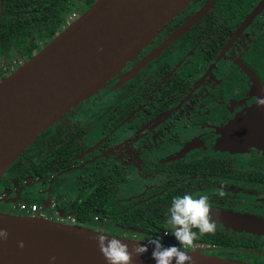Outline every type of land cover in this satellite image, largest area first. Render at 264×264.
Listing matches in <instances>:
<instances>
[{
  "label": "flooded vegetation",
  "instance_id": "af4514ba",
  "mask_svg": "<svg viewBox=\"0 0 264 264\" xmlns=\"http://www.w3.org/2000/svg\"><path fill=\"white\" fill-rule=\"evenodd\" d=\"M10 2L0 0V20L37 10ZM70 6L56 36L90 7L81 0ZM2 43L0 82L32 57L16 42ZM259 97L264 0H192L18 157L0 180V205L14 211L34 201L45 216L57 208L56 220L178 246L167 224L172 200L203 194L217 230L186 251L264 264V141L255 140L253 123L264 115ZM94 203L95 213L80 216L78 207Z\"/></svg>",
  "mask_w": 264,
  "mask_h": 264
},
{
  "label": "water",
  "instance_id": "95a60500",
  "mask_svg": "<svg viewBox=\"0 0 264 264\" xmlns=\"http://www.w3.org/2000/svg\"><path fill=\"white\" fill-rule=\"evenodd\" d=\"M191 1L96 0L4 78L0 82V180L40 134L97 93ZM208 7L194 15L177 34L195 23ZM253 123L255 140L264 141V115L259 120L254 118ZM0 229L8 232L6 240L0 238V264H107L94 239L101 233L98 230L12 212H0ZM103 234L122 240L130 250L137 241L147 243ZM153 248L149 245L146 253L133 258V264H156ZM188 254L194 264H249L201 252Z\"/></svg>",
  "mask_w": 264,
  "mask_h": 264
},
{
  "label": "clouds",
  "instance_id": "9594fccd",
  "mask_svg": "<svg viewBox=\"0 0 264 264\" xmlns=\"http://www.w3.org/2000/svg\"><path fill=\"white\" fill-rule=\"evenodd\" d=\"M257 106H264V97L258 98ZM218 194L223 196L224 193L220 191ZM168 212L167 224L171 235L179 242L178 246L165 247L162 238L157 236L149 238L146 244L137 241L130 250L127 243L115 237L109 239L101 232L94 239L107 264H133V258L146 253L149 245L154 246L152 258L156 264H194L193 257L186 250L197 248L201 236L214 234L217 230L209 197L203 194L198 197L191 194L174 197ZM168 234L169 231L164 233ZM0 238H8L6 229H0ZM23 246L21 242L20 247ZM51 259L55 260V257Z\"/></svg>",
  "mask_w": 264,
  "mask_h": 264
},
{
  "label": "trees",
  "instance_id": "16d2710c",
  "mask_svg": "<svg viewBox=\"0 0 264 264\" xmlns=\"http://www.w3.org/2000/svg\"><path fill=\"white\" fill-rule=\"evenodd\" d=\"M25 4L37 8L34 12H5V16L0 20V43L4 47L16 42L19 47L33 56L34 49L40 50L43 46L53 39L59 32L69 11L72 9L70 4L73 0H21ZM87 7L91 6L96 0H81ZM7 6L14 3L5 0ZM28 34L35 38L29 42ZM34 202V201H33ZM99 207L95 203L78 207L80 216L95 213V208ZM80 208V209H79Z\"/></svg>",
  "mask_w": 264,
  "mask_h": 264
},
{
  "label": "built area",
  "instance_id": "2783aa9c",
  "mask_svg": "<svg viewBox=\"0 0 264 264\" xmlns=\"http://www.w3.org/2000/svg\"><path fill=\"white\" fill-rule=\"evenodd\" d=\"M18 209L21 213H25V214H28V215H31V216H42V217H46V218H49L47 216L44 215V213H41L39 211V205L36 203V202H28L26 200H23L19 203L18 205ZM57 221H60V222H66L64 220H57ZM67 223H71V224H75L74 222H67ZM77 225V224H76Z\"/></svg>",
  "mask_w": 264,
  "mask_h": 264
},
{
  "label": "rangeland",
  "instance_id": "374dc122",
  "mask_svg": "<svg viewBox=\"0 0 264 264\" xmlns=\"http://www.w3.org/2000/svg\"><path fill=\"white\" fill-rule=\"evenodd\" d=\"M63 30V29H62ZM61 30V31H62ZM60 31V32H61ZM52 40V39H51ZM50 40V41H51ZM15 51V50H14ZM84 107H85V105H84ZM80 108H83V107H80ZM4 186V182L3 181H0V187H3ZM9 209H11V206H9V205H0V211L1 212H6V211H10ZM47 213V216H49L52 220H56V215H55V212L56 211H59L57 208L56 209H52V210H50V209H46L45 210ZM10 212H12V213H21L19 210H14V211H10ZM132 239H134V238H132Z\"/></svg>",
  "mask_w": 264,
  "mask_h": 264
}]
</instances>
